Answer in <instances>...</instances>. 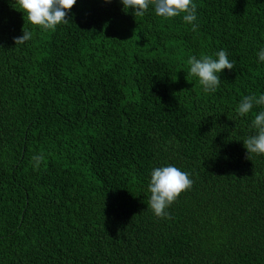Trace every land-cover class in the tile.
<instances>
[{"label":"trees","instance_id":"16d2710c","mask_svg":"<svg viewBox=\"0 0 264 264\" xmlns=\"http://www.w3.org/2000/svg\"><path fill=\"white\" fill-rule=\"evenodd\" d=\"M193 3L196 31L121 0L43 31L0 0V264H264V154L243 144L264 105L237 112L264 94V0ZM221 49L236 66L205 92L187 60ZM168 165L194 181L170 219L147 205Z\"/></svg>","mask_w":264,"mask_h":264},{"label":"clouds","instance_id":"9594fccd","mask_svg":"<svg viewBox=\"0 0 264 264\" xmlns=\"http://www.w3.org/2000/svg\"><path fill=\"white\" fill-rule=\"evenodd\" d=\"M77 0H15L19 11L24 13V20L27 19L33 25H38L43 31L55 30L56 26L69 22L68 12L76 4ZM110 3L111 0H105ZM125 9H133L134 16H143L150 5L154 6L155 14L165 19L173 18L183 14V21L192 25V30L198 29L197 5L193 0H121ZM23 35L14 38L15 45L23 44L32 39V32L22 28ZM212 56L197 58L190 56L187 63L190 65L187 75L198 77L200 85L205 92H215L220 84V76L223 70H232L236 62L228 59V53L221 49ZM259 60L264 62V49L258 52ZM254 105H264V94L259 97L249 95L243 97L238 105L237 112L243 117L247 115ZM255 134L249 135L243 140L247 157L251 154H264V111L255 115L251 122ZM34 167H39L44 155L37 154L32 157ZM194 181L190 179L188 172L182 171L176 166L168 165L154 168L151 172V179L148 184L150 198L147 201L148 209L158 218H171L167 209L178 199L184 191L190 190Z\"/></svg>","mask_w":264,"mask_h":264}]
</instances>
